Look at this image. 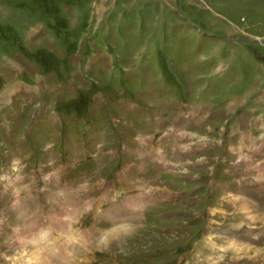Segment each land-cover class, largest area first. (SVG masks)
<instances>
[{"label": "rangeland", "instance_id": "rangeland-1", "mask_svg": "<svg viewBox=\"0 0 264 264\" xmlns=\"http://www.w3.org/2000/svg\"><path fill=\"white\" fill-rule=\"evenodd\" d=\"M0 183V264H264V0H0Z\"/></svg>", "mask_w": 264, "mask_h": 264}, {"label": "bare ground", "instance_id": "bare-ground-1", "mask_svg": "<svg viewBox=\"0 0 264 264\" xmlns=\"http://www.w3.org/2000/svg\"><path fill=\"white\" fill-rule=\"evenodd\" d=\"M41 234L37 233L36 237L33 239V241H34L33 243L37 245V249H38V251L32 253L33 254V259H35L36 261L39 260L40 258H42V256H43V254H42L43 252L41 251L40 247H38L39 242H41L42 238H43Z\"/></svg>", "mask_w": 264, "mask_h": 264}]
</instances>
